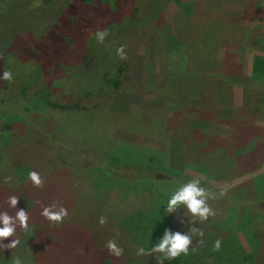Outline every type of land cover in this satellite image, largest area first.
I'll use <instances>...</instances> for the list:
<instances>
[{"label": "rangeland", "instance_id": "obj_1", "mask_svg": "<svg viewBox=\"0 0 264 264\" xmlns=\"http://www.w3.org/2000/svg\"><path fill=\"white\" fill-rule=\"evenodd\" d=\"M177 1L193 3L192 10L200 8L202 3L216 2L214 13L216 11L224 16L221 20H215V27L214 21H198L196 16L184 19L176 25L175 15L180 8ZM124 3L125 0H122L120 6ZM25 4L22 2L18 10L23 21L22 28H36L30 34L31 45L26 47L34 54L40 47L36 44V40L40 38L38 23L46 20L47 14L55 16L54 12L59 11L56 9L59 4L49 5L47 8L50 13L42 12L43 9L36 12V5L26 10ZM77 12L74 6L70 7V15ZM153 13L149 20L147 17L142 19L144 16L140 15L139 28L147 25L146 32L144 28L138 29L135 23L130 27L123 23L125 34L121 40L126 42L124 45L128 44L124 59L131 58L127 67L129 78H122V84L117 90L111 89L99 94L101 96L88 94L83 101L78 102L75 101L78 97V89L73 86L76 85L75 82L64 80L66 83L53 82L49 87L52 92L47 96L42 88L46 78L41 76L42 67L40 64L32 65L37 63V59L27 68L19 64L17 83L0 80V169L9 171L11 154L18 162L16 169L20 171L25 161L44 166L47 171L54 170L53 180L56 185L72 192L71 195L63 197L75 210H79V206H76L78 198L92 196L88 190H92L94 185L103 184L106 190L100 192L99 203L118 205L128 214H133L140 208H143L140 211L145 216L162 211L167 220H172L169 221L172 225L192 219L190 221L199 222V227L204 224L207 233H216L215 239L218 240L225 237L221 236L222 232L228 233L236 224H243L241 228L246 229L247 234L239 231L236 236L242 254L251 256L248 260L239 259L237 264H264V220L252 206L257 201H264V198H252V193H243L247 183L264 172V149L257 163L246 158L248 155L257 156L251 152L257 151L254 147L259 144L257 137H264V64L260 69V77L257 78L252 72L253 58L258 55L264 58V51L248 38L252 28L264 30V0H169L159 12L155 9ZM70 17L68 15L65 19L69 18L65 24L73 32L75 26ZM198 23L202 27V33H215L214 37H199L198 41L195 38L198 34ZM88 24L91 25L92 21ZM178 30L185 36V44H177L178 39L182 40L181 35L177 36ZM169 35L174 36L175 41L168 39ZM153 39L157 45L153 44ZM263 43L264 41L259 45L264 49ZM156 49L160 51L158 57L153 56ZM1 58H6V50ZM203 61L206 63H201ZM168 69L175 71V74L168 76L172 84L163 92L161 104L165 107L161 117V130L151 132L144 126L137 127L135 119L129 120L126 114L130 116L135 111L145 112L144 101H158L161 98L160 89L164 86ZM63 93H68V96L63 98ZM68 103L73 106L67 109L54 106ZM87 113L105 118L108 122L109 145L117 142L155 150L161 153L158 156L163 160L164 168L146 167V162L142 167L147 168L144 169L146 174H142L141 170L116 168L109 162L106 151L97 148L88 138L79 139L80 137L72 136L71 132H63L66 130L65 125L78 122ZM250 125L261 129L250 134V129L246 130ZM90 134L88 132L87 135ZM31 137L34 139L31 140ZM46 141L54 143V149L51 150L53 158L48 163L43 154L38 157L40 149L43 152ZM211 146L216 149L213 154L209 152ZM56 148L61 150L57 151ZM107 167L109 171H105ZM130 173L138 177L135 182H129L134 179L130 177ZM113 175H122L127 181L126 184L121 186L115 181H106L109 179L106 177L111 178ZM7 178V173H4L1 181L5 182ZM192 179L199 180V186L205 188L213 197H206V203L213 215L205 222L188 214L183 206L171 213L166 211L171 193ZM28 180L18 179L17 183H26ZM221 191L223 195H220ZM44 199L43 204L48 207V199ZM74 209H65L67 214L63 219H74ZM120 217V212H116L114 218L117 219L104 221L98 231L99 235L114 241L122 249L119 257L108 249L97 253L98 249L93 244H86L82 251L93 252L98 257V264H157L156 258L162 254L137 255L139 248L147 250L154 244L145 240L148 245L141 238L128 235L124 230L125 223H121ZM41 224L40 222L38 228L46 231L45 224ZM60 226L61 222L52 221L47 227L50 230L51 227ZM230 235L232 239V233ZM141 236L140 232L138 237ZM45 237L48 238L47 235ZM261 243L263 247L259 249ZM194 246L196 248L201 245ZM256 246L258 250L255 249ZM23 247L19 243L15 248L0 250V264H13V260L19 255L24 256L20 264H42L43 261V264H62L61 261L57 263V257L53 259L43 249L29 247L25 251ZM72 251L66 255L70 263H91L89 256L83 258L77 256V249ZM207 257L205 263H210L212 259ZM176 258L178 264L185 263L183 253ZM171 262L174 261L160 260L159 264Z\"/></svg>", "mask_w": 264, "mask_h": 264}, {"label": "trees", "instance_id": "obj_2", "mask_svg": "<svg viewBox=\"0 0 264 264\" xmlns=\"http://www.w3.org/2000/svg\"><path fill=\"white\" fill-rule=\"evenodd\" d=\"M168 1L169 0H125V3L121 7L120 4H122V0H0V44L2 43L0 47V73L3 71L11 72L12 79L10 81L12 83H17V77L20 74L19 64L27 68L32 64L31 62H33L34 59H37V63H33L32 65L36 66V64H40L42 67L40 70L41 76H46L45 85H43L42 88L47 92V94L45 93L47 96H50L52 92L49 87L53 82L66 83V81H74L76 85L73 86L78 89V97L75 101L78 100V102L83 101L88 94L101 96L99 94L111 89L117 90L122 84L121 79L124 78L126 80L129 78V70L127 67L131 58L129 57L127 60L124 58L122 59L116 52L118 48L122 47L125 57L128 44L124 45L126 42L121 40L125 34L123 23H127L128 27H130L132 23H135L138 29L144 28L146 32L147 25H142L141 28H139V21H141L140 15L144 16L142 19H146L147 17L149 20L154 14L153 11L157 9L159 12L161 7ZM22 2L24 4L26 3L24 5L26 6V10L35 5L38 6L36 9L38 13L41 9H43L42 12L50 13L51 11L47 7L51 4H59L56 8L59 9V11L57 13L54 12L56 18L53 14H47L46 20H40L41 22L38 23L40 38L36 40V44H39L40 47L38 48V52L34 54L30 49H26V47L31 45L30 34H32L36 28L33 26L26 30L22 28L23 21L21 20V13L18 10V6L22 4ZM177 2L180 8L175 15L176 25L177 23H181L184 19L188 20L189 17L196 16L198 17V21L210 20L211 23L214 21L213 25L215 27V20H221L224 16L219 15L216 11L214 13V5L216 2L208 4L202 3L200 8L194 10H192L194 7L193 3ZM139 4H144L145 6ZM72 6H74L75 12L78 10L75 15L69 14L70 7ZM27 13H29V11H27ZM68 15L73 19V25L75 26L73 32H71L67 28L68 25L65 24L69 19L65 20ZM91 21L92 24L89 25L88 23ZM98 33L103 34L102 39L98 37ZM177 33H179L178 35L176 34L177 36H182V40L178 39L179 43L177 44H185V36L182 35L180 30H178ZM197 33V37L195 38L198 41L199 37L211 39L215 34L211 33L209 35L208 33H202V27L199 23ZM248 38L249 40L252 39V42L256 44L260 50L264 51L263 47L259 45L264 41V30L258 31L252 28ZM168 39L175 41V37L171 35L168 36ZM153 44H158L155 39H153ZM5 50L6 58H1V54ZM159 52L160 51L156 49L153 56L158 57ZM148 53L147 51V55ZM201 63H206V61ZM263 64V57L258 55L253 58L252 72L257 78L260 77V69H262ZM201 65L198 64V66ZM181 72H183V70H181ZM173 74H175V71L171 69L166 71L165 76L167 78L163 88L160 89L162 96L158 101L156 99L144 101L143 108L145 112L135 111L130 116L126 114V117H128V119L130 118L129 120L135 119L137 127L144 126L151 132L161 130V117L165 107L161 104L163 101V92L171 87L172 82H169L168 76ZM179 90H182V88L179 87ZM205 90L207 89H204V91ZM67 96L68 93H63L62 95L63 98ZM54 106L67 109L73 105L68 103ZM82 106L84 107V105ZM91 114L92 113H87L84 118L82 117L83 119L76 123L69 122V124L65 125L66 130H63V132L66 134L71 132L72 136L80 137L79 139L88 138L97 148L106 151L105 154L109 162L116 168L122 167L137 171L141 170L142 174H146L144 169L147 170V168H142L144 167V162L147 163L146 167L153 166L164 168L163 160L158 156L161 153L155 150L145 149L126 143L119 144L117 142L109 145L110 139H108L107 133L108 122L105 121V118H99L97 115ZM255 128L256 127L250 125L246 127V130L250 129V134H253L261 129L259 127H257V129ZM87 131L91 132V134L87 135ZM32 139L34 138L31 137V140ZM257 139L259 140V144L254 146L257 148V151L251 152L257 156H246L252 163H257L258 160L261 159V152L264 149L262 146L264 144V137H257ZM44 144L45 146L42 149L44 153L46 152V155L40 149L38 157L44 155V159L46 158L45 161L48 163L50 159L53 158L51 150L54 149V143L46 141ZM56 150L58 151L61 149L56 148ZM209 150L212 154L216 152L214 146H211ZM9 157L11 158L8 164L9 171H2L0 169V212H5L9 216L14 217L17 210H24L28 216V227L26 229H21L17 224L14 234L2 241L4 245H7L11 239H18L22 246H24L23 250L26 251L30 249L29 247H36L37 250L43 249L49 252L50 255L53 256V259L57 257V263L61 261L62 264H72L68 261L66 255L72 253V250L77 249L79 253L77 256L83 258L89 256L88 260H90L92 264H98V261H96L98 257H96L93 252H83L82 249L85 248L82 247L86 244H93L98 249L97 253H102L107 250L108 248L106 245L109 240H107L105 236L99 235L98 231L101 229L100 226L102 225L99 221L101 218H103L104 221L117 219L114 218V215L116 212H120L121 223H125L124 230L126 233L134 238H141V241L144 243L151 242L155 245L158 243L159 239L162 238V231L165 232L166 230L169 234L180 233L181 235L187 236L190 243L187 246L189 251L188 254L185 255L184 264H237L236 261H239V259L248 260L251 256L242 254L243 251L240 249L238 237L236 236L239 231L244 235L247 234L246 229L241 228L243 224L239 226V224L235 223L236 226L234 229L228 233L223 234L222 232L221 236L225 237L221 238L219 236L221 242L220 248L214 250L213 243L217 240L215 239L216 233L212 235L207 233L202 223L201 227H199V222L190 221L192 219H188L182 220L180 224L172 225L173 223H169V221L172 220H167V217L162 211H158L152 215L150 214V216H145L146 214H142V211H140L143 208H140L137 212L128 214L127 212H123L118 205L114 206L113 204L108 205L99 203L100 192L106 190L103 184H98V186L94 185L92 186V190H88L92 196L84 195L78 198L76 206H79V210H75L73 205L67 203L63 197L71 195L72 192L69 191L68 188L56 185L54 181V170L47 171L44 166L36 165V163L34 164L31 161H25L24 166H21L22 173L20 169H16V165L18 164L16 158L13 159L14 157H12L11 154ZM2 159L4 158L2 157ZM11 168L13 169L11 170ZM109 170V167H107L105 171ZM30 171L39 174L41 180L40 186L33 185L30 180L26 183H17L19 182L18 179L27 180ZM91 172L93 173L94 171ZM4 173H7L8 178L5 182H2L1 178ZM132 174L134 173H130V177H134ZM138 174L139 172H137V175ZM67 175H69L68 172ZM106 178H109L106 181H115L121 186H124L127 182L122 178V175H113L111 178ZM137 178L138 177L135 175L134 179L129 180V182H135ZM243 193H252V198H264V172L251 179L245 186ZM11 196L17 198V205L15 207L8 203V199ZM44 198L48 199V207L55 205L56 209L52 210H57L60 207H64L68 210L74 209L76 211L74 219H62L59 228L51 227L50 230H48L47 226H49L52 221H49L44 216L41 217L40 213L43 208L46 207L45 204H43ZM252 206L258 210L259 217L264 220V201H257L255 204H252ZM40 222L45 224L46 231H44L43 228H38ZM198 229L203 233V236L198 235ZM194 230H196V233ZM140 232L142 236L138 237ZM230 233L233 235V240L231 239ZM45 235H47L48 238H46ZM79 243L81 244L80 246ZM193 244L201 246L195 248ZM262 247L263 245L261 243L259 249ZM255 249L258 250V246H256ZM56 254L60 257H64L61 259ZM197 254L199 257H197ZM207 256L212 259L210 263H205ZM16 257L20 262H23V255ZM172 261L174 262H171V264H178L177 258L172 259Z\"/></svg>", "mask_w": 264, "mask_h": 264}, {"label": "clouds", "instance_id": "obj_3", "mask_svg": "<svg viewBox=\"0 0 264 264\" xmlns=\"http://www.w3.org/2000/svg\"><path fill=\"white\" fill-rule=\"evenodd\" d=\"M98 37L102 39L103 34L98 33ZM116 52L117 55H119L122 59L124 58L122 47L118 48ZM0 79L11 80V72L3 71L0 73ZM28 179L35 186H40L41 184L40 176L37 172L30 171L28 173ZM199 185V180L192 179L178 186L171 193L167 200L166 211L171 213L178 207L183 206V208H186L188 214H191L194 218H198L199 221H204L209 216L213 215L206 203V197L213 198L212 194L207 192L205 188L200 187ZM223 194V191H221L220 195ZM8 203L15 207L17 205V198L15 196L9 197ZM52 209H56L55 205L44 207L41 215L47 218L49 221L57 223L61 222L67 214L66 210L63 207H60L57 210ZM27 221L28 216L24 210H17L14 217L9 216L5 212H0V225H2L0 226V250L3 248H15L20 243L18 239H11L7 245H4L2 241L14 234L17 224L21 229H26L28 227ZM99 222L103 224V218H101ZM198 235L203 236V233L199 231ZM189 243L190 240L187 236L181 235L180 233L169 234V232L166 230L163 233L162 238L159 239L158 243L147 250L143 247L139 248L137 250V255L160 253L162 255L156 258L157 264H159L160 260L170 261L178 257L181 253L187 255L189 251L187 246ZM220 243V240H215L213 243V249L218 250L220 248ZM106 246L113 255L117 257L121 255L122 249L118 248L114 241L109 240ZM13 264H20V261L18 259H14Z\"/></svg>", "mask_w": 264, "mask_h": 264}]
</instances>
